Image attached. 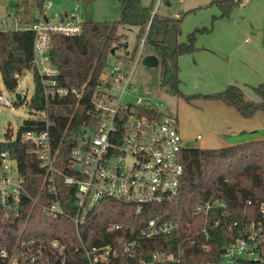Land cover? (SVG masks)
<instances>
[{
	"label": "trees",
	"instance_id": "trees-1",
	"mask_svg": "<svg viewBox=\"0 0 264 264\" xmlns=\"http://www.w3.org/2000/svg\"><path fill=\"white\" fill-rule=\"evenodd\" d=\"M95 1L84 0V3L89 5ZM244 1L214 0L212 4L219 8L220 15L214 17L213 22L228 19ZM120 2L121 18L118 22L86 21L80 35H54L52 38L49 60L59 70L57 80L60 86L80 89L87 85L78 109L77 100L72 97L46 99L34 69L35 33L0 31V74L5 88L14 92L18 88L19 78L16 75L21 77L29 71L34 73L36 83L29 103L35 117L25 121L16 140L9 139L7 135L8 140L0 142V164L1 155L9 153L16 163L18 174L25 180L29 195L22 197L18 216L7 218L0 208V246L4 248L13 249L22 236L58 238L73 251L67 264H90L82 251L75 252L80 242L72 221L64 217L53 218L44 212L43 205L54 202L56 196L51 194L48 185L43 187L46 170L38 158L36 147L23 143L21 135L33 130L41 132L48 122L55 124L51 130L54 151L62 144L58 172L54 175L56 192L60 197L70 198L74 189L64 184V177L70 175L66 168L72 148L70 138L88 121V112L93 110V95L102 84L101 78L109 60L122 57L117 55V51L124 49L127 43L126 36L120 33L121 26L139 28L136 46L125 58L133 61L144 40L143 52L148 51L146 56L155 55L160 60L161 85L170 88L174 95L186 100L200 97L221 101L235 108L244 118L264 112V83L253 88L260 98L259 102L246 99L243 90L235 85H229L215 94L185 95L180 89V60L198 50L196 42L199 33L212 30H196L189 34L187 42H182V26L188 13L179 18L162 17L156 13L152 18L149 8L142 6L141 0ZM35 3L38 12H41L46 0H35ZM181 160L185 174L177 200L144 208L141 214H137L135 206L123 201L102 200L80 229L87 246H117L121 232L107 234V226L121 224L128 232L132 229L140 231L150 219L159 215L164 221L179 223V231L168 240L158 238L143 242L136 257H119L109 264H151L152 255L156 252H181L180 263L158 264H217L223 258L224 247L245 237L252 222H262L264 231V219L260 212L264 203V140L222 149L184 148ZM35 201H38L37 204ZM217 202L222 203L223 208H212L207 215L195 214L196 208L213 206ZM243 261L245 264H258L254 260Z\"/></svg>",
	"mask_w": 264,
	"mask_h": 264
},
{
	"label": "built area",
	"instance_id": "built-area-1",
	"mask_svg": "<svg viewBox=\"0 0 264 264\" xmlns=\"http://www.w3.org/2000/svg\"><path fill=\"white\" fill-rule=\"evenodd\" d=\"M51 8V4L45 3L32 23L19 25L17 30L32 31L36 35L34 69L46 99L72 97L77 100L78 109L87 85L80 89L60 86L57 80L59 70L51 64L49 50L54 35L78 36L84 23L77 19L79 6L72 13L55 18L46 13ZM143 48L144 40L135 58L137 62L143 57ZM136 64L130 66L125 60L117 59L106 67L102 84L93 95V110L88 112V121L70 138L72 148L66 164L70 175L64 177V184L74 189L70 198L60 197L56 192L54 175L58 172L62 144L54 151L51 130L55 124L48 122L41 132L33 130L21 135L23 143L36 147L38 158L46 170L43 187L48 185L51 194L56 196L54 202L43 205L44 212L53 218L64 217L72 221L80 242L75 252L82 251L90 264H109L119 257L134 258L143 242L158 238L168 240L180 229L179 223L164 221L158 215L140 231L132 229L128 232L121 224L107 226V234L121 232L117 246L88 247L81 236L80 229L86 224L88 215L104 199L133 205L137 214H141L144 208L168 204L180 196L185 169L181 160L184 148L178 119L162 113V104H153L141 96L137 97L136 103L123 102V95L127 93L136 96L132 85ZM16 77L19 78L18 75ZM121 85V97L108 93ZM16 94L10 97L2 95L0 101L11 108L18 103ZM1 158L0 208L5 217L10 218L11 215H19L22 197L29 195L25 180L18 174L16 163L9 153H3ZM14 176L18 177L17 181H14ZM219 207L223 208V204L217 202L213 206L198 207L195 214L207 215L212 208ZM260 212L264 219V203ZM263 246V223L252 222L245 237L224 247L223 258L217 264H245L243 259L264 264ZM72 255L73 251L58 238L22 236L11 250L0 246L2 264H67ZM151 262L180 263L181 252H156Z\"/></svg>",
	"mask_w": 264,
	"mask_h": 264
},
{
	"label": "rangeland",
	"instance_id": "rangeland-1",
	"mask_svg": "<svg viewBox=\"0 0 264 264\" xmlns=\"http://www.w3.org/2000/svg\"><path fill=\"white\" fill-rule=\"evenodd\" d=\"M167 1L141 0V3L149 8L152 14L157 13L162 17L179 18L188 13L182 26V42H187L189 34L196 30H212L209 33H199L196 42L199 50L194 55L181 58V91L189 96L209 95L222 92L229 85H235L243 90L246 99L259 102L260 98L253 88L264 83V0H250L249 4L236 8L228 19L215 22L213 18L219 17L220 10L212 4L214 0H169V6ZM48 4H51L52 8L50 11L46 10V13L51 18L72 13L77 6V19L83 23H115L121 18L120 0H97L89 5H86L84 0H46V5ZM38 11L35 0H0V31L17 30L19 25L33 21ZM120 33L126 36L127 44L124 49L117 51V55L122 56L121 60H125L130 66L137 63L132 81L136 96L127 93L123 95V102L136 103L137 97L141 96L153 104H162V113L178 119L183 148L222 149L245 144L247 141L264 140V112H259L252 118L241 116L246 130L252 127V130L247 131L249 135H243L237 124L228 131L224 127L230 119L223 115L219 101L200 97L186 100L161 85V66L151 68L144 64L147 49L138 62L137 59L129 61L125 58L136 46L138 27L124 25L120 27ZM212 54L218 56L213 57ZM195 56L207 58V66L198 67ZM220 56L223 58L222 71L211 61L222 60ZM116 60L111 58L108 66ZM35 88L32 71L19 77L15 92L5 88L0 74V96L10 97L16 93L27 96L23 104L18 103L11 108L5 107L0 101V142H6L7 135L9 139H15L25 121L35 117L29 106ZM122 89L121 85L108 93L119 98L122 96ZM236 133L238 135H235ZM229 134L231 136H228ZM17 179L18 177L14 176V181Z\"/></svg>",
	"mask_w": 264,
	"mask_h": 264
},
{
	"label": "crops",
	"instance_id": "crops-1",
	"mask_svg": "<svg viewBox=\"0 0 264 264\" xmlns=\"http://www.w3.org/2000/svg\"><path fill=\"white\" fill-rule=\"evenodd\" d=\"M167 2H170L169 0ZM250 0H245L241 5H246L249 4ZM171 5V4H170ZM169 6V5H168ZM34 21V20H33ZM33 21H31L30 23H32ZM223 22V21H222ZM222 22H219V24H223ZM24 25V24H22ZM223 38V37H221ZM199 50V49H198ZM196 53V52H195ZM194 53V54H195ZM192 54V55H194ZM213 57H217V54H212ZM221 57V56H220ZM222 58V57H221ZM207 61L208 59L205 58L204 56H195V63L198 65V67H206L207 65ZM213 61L214 65L216 66V68H219V71L223 70V58L222 60H211ZM181 67V66H180ZM209 71V68L207 69ZM181 74L182 72H180V79H181ZM182 81V80H181ZM221 86H223L222 84H220ZM218 90V89H217ZM221 90V89H220ZM219 93V92H218ZM210 95V94H209ZM219 105L221 106V108H223V115L225 117H228L230 119L229 123L225 124L224 128H227L228 131L231 130L235 124H237L239 126L240 132L243 135H249L250 133H248L247 131L252 130V127H249V130H246V124L245 122H243V118L241 117L240 113L233 107H229L226 106L223 102L219 101ZM212 128V127H211ZM210 132V131H209ZM212 132V131H211ZM227 133V132H226ZM225 133V134H226ZM210 135H212V133H210ZM235 135H238L237 133ZM213 136V135H212ZM228 136H231L230 134ZM210 139H212V137H210ZM209 139V140H210ZM214 139V138H213ZM250 141H247L246 143H249ZM254 142V141H251Z\"/></svg>",
	"mask_w": 264,
	"mask_h": 264
},
{
	"label": "water",
	"instance_id": "water-1",
	"mask_svg": "<svg viewBox=\"0 0 264 264\" xmlns=\"http://www.w3.org/2000/svg\"><path fill=\"white\" fill-rule=\"evenodd\" d=\"M167 5H170V2H167ZM112 54H115V51H112ZM144 64L151 68H157L160 66V60L155 55H148L144 58ZM26 98V94H16V99L18 103H21Z\"/></svg>",
	"mask_w": 264,
	"mask_h": 264
}]
</instances>
